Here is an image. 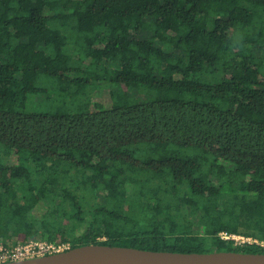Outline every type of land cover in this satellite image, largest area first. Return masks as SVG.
<instances>
[{
  "label": "trees",
  "instance_id": "trees-1",
  "mask_svg": "<svg viewBox=\"0 0 264 264\" xmlns=\"http://www.w3.org/2000/svg\"><path fill=\"white\" fill-rule=\"evenodd\" d=\"M224 234L264 242V0H0V246L264 253Z\"/></svg>",
  "mask_w": 264,
  "mask_h": 264
},
{
  "label": "water",
  "instance_id": "water-1",
  "mask_svg": "<svg viewBox=\"0 0 264 264\" xmlns=\"http://www.w3.org/2000/svg\"><path fill=\"white\" fill-rule=\"evenodd\" d=\"M0 264H264V253L171 252L90 244Z\"/></svg>",
  "mask_w": 264,
  "mask_h": 264
},
{
  "label": "built area",
  "instance_id": "built-area-1",
  "mask_svg": "<svg viewBox=\"0 0 264 264\" xmlns=\"http://www.w3.org/2000/svg\"><path fill=\"white\" fill-rule=\"evenodd\" d=\"M223 238L234 239L236 243L240 245L245 243H258L264 246V242H259L258 240L244 236H230L224 234ZM65 248H67L65 245H56L46 241H32L26 245L20 244L14 248L0 246V263L40 257L62 251Z\"/></svg>",
  "mask_w": 264,
  "mask_h": 264
},
{
  "label": "rangeland",
  "instance_id": "rangeland-1",
  "mask_svg": "<svg viewBox=\"0 0 264 264\" xmlns=\"http://www.w3.org/2000/svg\"><path fill=\"white\" fill-rule=\"evenodd\" d=\"M258 56L260 55L259 51L256 53ZM57 96L61 99L62 96L57 93ZM37 97V96H36ZM31 98H34V97H31ZM43 104V105H41ZM73 105V103L71 102V100L68 99L66 100L65 96L62 98V101L58 102L56 100L54 101H44V103L38 101L36 98L33 99V102L31 103V108L33 109V111H49V110H55V109H60L63 107H67L68 109ZM30 109V110H32ZM67 248L65 249H68V245L66 246ZM64 249V250H65Z\"/></svg>",
  "mask_w": 264,
  "mask_h": 264
}]
</instances>
